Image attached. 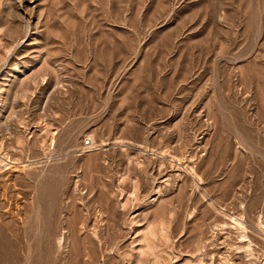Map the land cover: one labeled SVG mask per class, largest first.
Segmentation results:
<instances>
[{"label":"rangeland","instance_id":"374dc122","mask_svg":"<svg viewBox=\"0 0 264 264\" xmlns=\"http://www.w3.org/2000/svg\"><path fill=\"white\" fill-rule=\"evenodd\" d=\"M0 264H264V0H0Z\"/></svg>","mask_w":264,"mask_h":264},{"label":"bare ground","instance_id":"6f19581e","mask_svg":"<svg viewBox=\"0 0 264 264\" xmlns=\"http://www.w3.org/2000/svg\"><path fill=\"white\" fill-rule=\"evenodd\" d=\"M220 260V259H219Z\"/></svg>","mask_w":264,"mask_h":264}]
</instances>
